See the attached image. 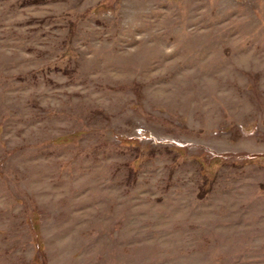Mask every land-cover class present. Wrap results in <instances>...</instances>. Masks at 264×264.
<instances>
[{
  "label": "rangeland",
  "instance_id": "1",
  "mask_svg": "<svg viewBox=\"0 0 264 264\" xmlns=\"http://www.w3.org/2000/svg\"><path fill=\"white\" fill-rule=\"evenodd\" d=\"M0 264H264V0H0Z\"/></svg>",
  "mask_w": 264,
  "mask_h": 264
}]
</instances>
